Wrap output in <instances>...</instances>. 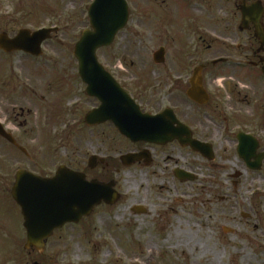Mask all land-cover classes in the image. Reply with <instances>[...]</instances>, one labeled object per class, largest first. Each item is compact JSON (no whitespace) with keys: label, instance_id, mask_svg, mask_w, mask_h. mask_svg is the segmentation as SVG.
<instances>
[{"label":"rangeland","instance_id":"obj_1","mask_svg":"<svg viewBox=\"0 0 264 264\" xmlns=\"http://www.w3.org/2000/svg\"><path fill=\"white\" fill-rule=\"evenodd\" d=\"M93 2L0 0V34L14 37L25 28H60L44 44L42 57L0 52V113L12 117L11 127L17 132L20 124L21 132L30 135L36 172L42 171V160L44 172L55 174L66 166L92 180V128L84 122L92 98L79 76L74 48L90 28ZM146 41L148 52H154L157 42L152 37ZM108 52L98 53L105 67ZM216 84L236 92L225 93L229 112L264 117L263 79L238 73L219 77ZM176 183L152 180L140 188V183L131 185L128 197L116 207H101L80 224L56 232L43 253H32L31 263L29 254L0 232V264H264V185L219 190L211 198L198 188ZM122 191L128 192L125 186ZM224 193L229 195L221 199ZM138 204L146 214L133 212ZM180 222L187 224L181 232Z\"/></svg>","mask_w":264,"mask_h":264},{"label":"flooded vegetation","instance_id":"obj_2","mask_svg":"<svg viewBox=\"0 0 264 264\" xmlns=\"http://www.w3.org/2000/svg\"><path fill=\"white\" fill-rule=\"evenodd\" d=\"M127 1L128 26L108 48L105 68L143 114L167 112L178 120L174 128L182 133L165 144L134 143L112 122L93 126L92 181L111 184L112 191L120 195L116 205L102 204L93 214L101 207L120 204L128 197L131 185L140 183L136 184L140 188L152 180L174 185L179 182L211 198L219 190L264 185V117L229 112L225 93L236 92L231 86L216 84L219 77L238 73L264 80V46L257 39L256 27L251 24L241 29L242 5L260 3L264 30V0H155L148 5ZM149 37L157 42L154 52H148ZM197 69L201 70L203 93L194 101L188 92ZM99 107L100 102L92 98V111ZM10 119L0 113V125L15 142L0 135V232L14 241L18 250L29 254L27 263H31L36 250L25 249V221L13 196L17 174L24 171L50 179L56 173L44 172L42 160V171L32 169L36 156L30 135L21 132L20 124L17 132ZM131 155L137 156L133 162L125 158ZM137 207L143 208L138 204L132 208L134 213ZM48 243L49 239L46 247Z\"/></svg>","mask_w":264,"mask_h":264},{"label":"water","instance_id":"obj_3","mask_svg":"<svg viewBox=\"0 0 264 264\" xmlns=\"http://www.w3.org/2000/svg\"><path fill=\"white\" fill-rule=\"evenodd\" d=\"M259 6L260 3L242 5L241 29L248 28L250 24L255 25L256 36L264 46L261 23L263 10ZM89 18L91 29L83 32L75 45L74 56L79 64V75L87 85V95L98 99L101 106L87 114L86 125L92 127L110 121L123 136L134 143L165 144L178 139L182 131L174 128V124L179 123L175 117H170L167 112L159 116L143 114L99 62L98 51L110 47L118 33L128 24L127 1L95 0L89 10ZM57 31L43 29L32 33L30 30H21L15 38L3 33L0 35V50L5 53L24 52L40 57L43 55V43L50 40ZM200 73L201 70L197 69L192 88L188 92L194 101H199L203 93ZM0 135L13 142L1 126ZM179 141L184 145L182 139ZM125 158L133 162L137 156ZM94 162L95 159L90 160L91 169ZM13 195L25 218L27 247L33 246L39 251L44 250L45 240L56 229L70 223L77 224L84 217L90 216L95 207L102 203L114 205L120 198L112 191L111 184L88 181L85 174L71 171L64 166L58 169L52 179H43L27 172L18 173ZM136 211L139 214L145 213L142 208H137Z\"/></svg>","mask_w":264,"mask_h":264},{"label":"bare ground","instance_id":"obj_4","mask_svg":"<svg viewBox=\"0 0 264 264\" xmlns=\"http://www.w3.org/2000/svg\"><path fill=\"white\" fill-rule=\"evenodd\" d=\"M184 226H187V224L186 223H179V225H178V231H180L181 232V229H182V227H184ZM178 235H179V233H177ZM140 262V261H139Z\"/></svg>","mask_w":264,"mask_h":264}]
</instances>
